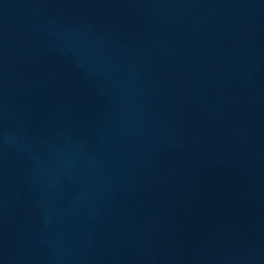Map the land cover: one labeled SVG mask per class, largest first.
Instances as JSON below:
<instances>
[{"label":"water","instance_id":"water-1","mask_svg":"<svg viewBox=\"0 0 264 264\" xmlns=\"http://www.w3.org/2000/svg\"><path fill=\"white\" fill-rule=\"evenodd\" d=\"M0 264H264V0H0Z\"/></svg>","mask_w":264,"mask_h":264}]
</instances>
